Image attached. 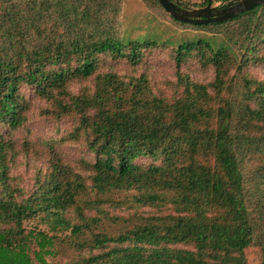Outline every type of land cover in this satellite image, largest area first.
I'll list each match as a JSON object with an SVG mask.
<instances>
[{
  "label": "trees",
  "instance_id": "16d2710c",
  "mask_svg": "<svg viewBox=\"0 0 264 264\" xmlns=\"http://www.w3.org/2000/svg\"><path fill=\"white\" fill-rule=\"evenodd\" d=\"M124 1L0 0V262L48 264L68 245L71 264H264V80L252 73L264 69V4L220 23L169 16L221 36L215 48L123 41ZM162 52L175 75L165 91L137 74ZM33 103L64 132L36 139L48 166L26 192L11 171L20 137L32 147ZM73 144L88 155L76 164L62 152ZM109 208L128 212L116 234L101 229Z\"/></svg>",
  "mask_w": 264,
  "mask_h": 264
},
{
  "label": "rangeland",
  "instance_id": "374dc122",
  "mask_svg": "<svg viewBox=\"0 0 264 264\" xmlns=\"http://www.w3.org/2000/svg\"><path fill=\"white\" fill-rule=\"evenodd\" d=\"M180 2L182 8L194 10L201 9L203 0H175ZM202 6V7H201ZM213 6L217 7V0L213 1ZM169 14L160 9H150L140 0H125L122 6L120 25L122 31V40H138L143 41L145 39H151L159 44L165 42L171 46H177L185 41H197L199 39L209 40L215 48L226 46L224 39L219 35H210L207 32L201 30L185 29L178 25L173 24L169 18ZM157 52V51H156ZM145 72L149 77L152 85L156 89L166 90L165 83L175 81L174 67L167 52L159 54H151L145 61L141 68L138 69L137 74ZM183 72L189 75V77L201 83H206L211 78L210 72H202L200 69L191 65L187 69H183ZM118 73H132L126 67H120ZM252 73L259 79L264 80V69L256 68L252 70ZM38 103H33L36 108L33 109L31 116L32 122H30L31 138L29 143L32 145L29 153L27 154L21 148V142L23 140L20 137L21 133L16 135L15 138H21L17 142V150L19 151L16 156L15 162L12 166L11 177L14 187H19L28 192L32 188L35 180L36 173L39 169L44 170L48 166V155L45 154L43 147L36 144V139L56 138L62 135L64 127L60 128L51 125L48 121L43 120L37 116ZM62 152L65 155L64 159L67 162L75 163L88 155L84 152L82 147L78 145H66L62 148ZM37 153V154H34ZM110 213L109 218L105 219L102 223L101 229L109 231L113 234L118 233L124 228L125 223L123 220L127 217V210L119 209H107ZM28 228L34 229H46V225L35 220L27 225ZM77 254L68 245L59 246L56 254L47 257L48 264H71ZM36 259H33L35 263ZM2 264V262H0Z\"/></svg>",
  "mask_w": 264,
  "mask_h": 264
},
{
  "label": "water",
  "instance_id": "95a60500",
  "mask_svg": "<svg viewBox=\"0 0 264 264\" xmlns=\"http://www.w3.org/2000/svg\"><path fill=\"white\" fill-rule=\"evenodd\" d=\"M159 5L169 14L174 20L193 24H212L231 20L252 8L264 4V0H243L235 5L217 9L211 5V0L201 9H184L180 2L175 0H158Z\"/></svg>",
  "mask_w": 264,
  "mask_h": 264
},
{
  "label": "built area",
  "instance_id": "2783aa9c",
  "mask_svg": "<svg viewBox=\"0 0 264 264\" xmlns=\"http://www.w3.org/2000/svg\"><path fill=\"white\" fill-rule=\"evenodd\" d=\"M240 1H243V0H217L218 6L215 8H217V9L225 8L228 6L235 5L236 3L240 2Z\"/></svg>",
  "mask_w": 264,
  "mask_h": 264
}]
</instances>
